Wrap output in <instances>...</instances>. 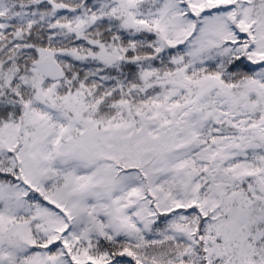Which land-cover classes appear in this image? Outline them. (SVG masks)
<instances>
[{
  "label": "snow or ice",
  "instance_id": "obj_1",
  "mask_svg": "<svg viewBox=\"0 0 264 264\" xmlns=\"http://www.w3.org/2000/svg\"><path fill=\"white\" fill-rule=\"evenodd\" d=\"M0 264H264V0H0Z\"/></svg>",
  "mask_w": 264,
  "mask_h": 264
}]
</instances>
